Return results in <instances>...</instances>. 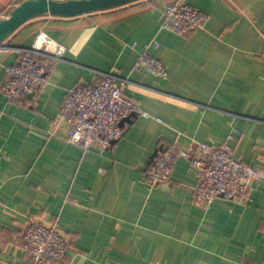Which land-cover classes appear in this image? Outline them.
I'll return each mask as SVG.
<instances>
[{"label":"crops","instance_id":"0c3cea01","mask_svg":"<svg viewBox=\"0 0 264 264\" xmlns=\"http://www.w3.org/2000/svg\"><path fill=\"white\" fill-rule=\"evenodd\" d=\"M20 0H0V17ZM177 0H142L69 19L40 18L0 47L6 66L40 30L67 46L49 83L24 104L0 90V264H30L21 233L29 218L59 222L73 238L68 264L264 263V178L245 204H194L197 171L178 157L168 184L147 182L155 150L215 141L264 171V0H185L208 21L188 35L161 27ZM165 65L156 77L136 67L148 44ZM96 71L129 77L136 116L123 138L86 151L54 134L66 92ZM183 98L194 103L174 99Z\"/></svg>","mask_w":264,"mask_h":264},{"label":"built area","instance_id":"2783aa9c","mask_svg":"<svg viewBox=\"0 0 264 264\" xmlns=\"http://www.w3.org/2000/svg\"><path fill=\"white\" fill-rule=\"evenodd\" d=\"M208 18L206 12L185 0H177L165 6L160 22L163 29L188 35L204 26ZM152 46L157 48L159 44H148L136 67H143L156 77H165V65L151 53ZM17 51L19 58L6 66L0 90L7 102L24 104L30 94L49 83L47 71L54 62L64 59L67 46L40 30L29 48ZM95 74L94 80L82 81L66 92L54 121V134L86 151L109 148L123 138L134 117L151 116L127 93L128 89L139 90L129 77L96 70ZM180 156L188 158L196 168L193 201L197 206L209 207L218 198L245 204L252 184L264 178L263 170L239 160L227 144L212 140L194 142L185 150L171 143L158 147L153 154L147 168V182L151 188L169 183ZM21 237L30 264H68L73 238L64 233L57 220L47 223L29 218Z\"/></svg>","mask_w":264,"mask_h":264},{"label":"water","instance_id":"95a60500","mask_svg":"<svg viewBox=\"0 0 264 264\" xmlns=\"http://www.w3.org/2000/svg\"><path fill=\"white\" fill-rule=\"evenodd\" d=\"M142 0H20L0 17V47L27 23L40 18L69 19L109 11Z\"/></svg>","mask_w":264,"mask_h":264},{"label":"rangeland","instance_id":"374dc122","mask_svg":"<svg viewBox=\"0 0 264 264\" xmlns=\"http://www.w3.org/2000/svg\"><path fill=\"white\" fill-rule=\"evenodd\" d=\"M26 48H29V47H26ZM21 49V48H20ZM22 49H25V48H22Z\"/></svg>","mask_w":264,"mask_h":264}]
</instances>
